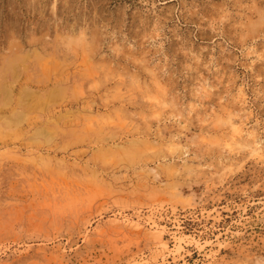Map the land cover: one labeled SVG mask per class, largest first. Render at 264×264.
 I'll return each mask as SVG.
<instances>
[{"label":"rangeland","instance_id":"1","mask_svg":"<svg viewBox=\"0 0 264 264\" xmlns=\"http://www.w3.org/2000/svg\"><path fill=\"white\" fill-rule=\"evenodd\" d=\"M0 264H264V0H0Z\"/></svg>","mask_w":264,"mask_h":264}]
</instances>
